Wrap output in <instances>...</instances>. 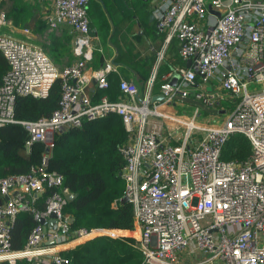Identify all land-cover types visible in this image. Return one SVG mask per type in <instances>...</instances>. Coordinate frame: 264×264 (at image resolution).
I'll use <instances>...</instances> for the list:
<instances>
[{
  "label": "built area",
  "instance_id": "1",
  "mask_svg": "<svg viewBox=\"0 0 264 264\" xmlns=\"http://www.w3.org/2000/svg\"><path fill=\"white\" fill-rule=\"evenodd\" d=\"M161 1L153 8L157 28L168 40L177 38L181 56L191 60L166 74L160 84L163 101L177 104L195 91L200 105L227 111L221 121L218 115L200 121V105L189 117L161 111L155 101L151 106L153 79L144 98L136 82L121 78L118 98L104 93L94 102L89 84L95 78L107 89L114 67L87 72L97 50L90 0L53 1L47 22L52 29L71 26L78 57L61 70L41 46L4 32L7 13L0 10V50L9 64L0 81V126L20 122L31 136L28 149L35 140L49 148L43 163L29 172L0 176V262L26 257L30 264H66L60 251L75 236L110 234L105 228L71 229L72 215L64 211L70 190L62 188L61 174L47 169V159L58 133L116 112L127 130L119 148L125 158L121 176L143 263L264 264V0ZM58 77L59 106L48 116L17 119V98L48 96ZM235 133L249 139L250 154L222 158ZM50 187L56 190L45 208L37 209L36 199ZM24 211L46 220L32 228L22 249H14L12 226ZM53 212L56 229L49 224Z\"/></svg>",
  "mask_w": 264,
  "mask_h": 264
},
{
  "label": "trees",
  "instance_id": "2",
  "mask_svg": "<svg viewBox=\"0 0 264 264\" xmlns=\"http://www.w3.org/2000/svg\"><path fill=\"white\" fill-rule=\"evenodd\" d=\"M163 66L160 72L166 69ZM9 64L0 50V81ZM111 80L103 90L110 99L120 93L119 81ZM113 81V82H112ZM160 86L156 82V87ZM62 78L58 77L46 97L19 96L15 107L17 119H38L50 115L58 106L61 97ZM113 95L111 94V92ZM195 99L193 91L186 99ZM180 107V106H179ZM31 136L20 122L0 126V176L29 172L33 166L43 163L48 152L45 143L32 142ZM127 139V130L121 116L109 112L105 116L86 119L81 126H73L55 137V144L47 159V169L63 176L62 188H68L76 197L67 201L64 211L74 220L71 229L122 228L134 229L135 217L131 202L123 201L126 182L121 176L125 158L120 146ZM251 151L249 139L242 134H232L222 149V158L244 159ZM55 187L47 188L37 199V209L45 208V201ZM39 223L34 212H21L12 226V246L22 249L32 228ZM66 264H144L143 254L130 237L113 236L107 233L62 249ZM0 264H30L28 258H19L15 263L1 261Z\"/></svg>",
  "mask_w": 264,
  "mask_h": 264
},
{
  "label": "crops",
  "instance_id": "3",
  "mask_svg": "<svg viewBox=\"0 0 264 264\" xmlns=\"http://www.w3.org/2000/svg\"><path fill=\"white\" fill-rule=\"evenodd\" d=\"M53 1L0 0V10L6 11L8 19L2 29L17 38L29 39L46 52L48 50L47 53H50L49 56L57 64L68 65L77 57L74 53L75 34L69 24L53 29L49 26L47 16L52 10ZM161 2L90 0L91 34L97 50L93 59L90 58L87 62V72L91 73L110 64L114 67L109 73L111 80L114 78L118 83L121 78H125L136 82L140 89L139 96L144 98L148 93V82L153 79V96L161 95L160 86L156 87V82L161 84L167 73L180 67H188V60L180 54V41L177 38L168 40L166 32L157 28L153 8ZM25 28H29V33L23 31ZM43 42L47 43L43 45ZM165 65L166 69L160 72ZM213 87H217L216 81ZM87 92L94 102L99 101L104 94L95 78L89 84ZM113 93L115 92H111L112 95ZM113 96L118 98L120 93ZM163 100L153 99L150 105L153 106L155 101L161 111L179 114L176 108L182 106L185 99L179 100L177 104H169ZM162 120L170 121L164 117ZM2 199L0 196V200ZM137 233L139 234L138 230ZM76 244L70 243L64 247L70 248Z\"/></svg>",
  "mask_w": 264,
  "mask_h": 264
},
{
  "label": "rangeland",
  "instance_id": "4",
  "mask_svg": "<svg viewBox=\"0 0 264 264\" xmlns=\"http://www.w3.org/2000/svg\"><path fill=\"white\" fill-rule=\"evenodd\" d=\"M44 43H47V42H43V45H44ZM47 52H48V50H47ZM51 58H52V56H51ZM63 58L66 59V56H63ZM77 58L78 57H76L75 59H77ZM52 60H54V59L52 58ZM55 64L57 65L59 70H61L62 68H64L66 66V65H59V64H57L56 61H55ZM261 85L262 84H259V83L258 84H254V85H251V88H254L256 86L260 87ZM199 105H200V102L196 98L195 99H189L188 98V99L184 100L182 106L176 108V112L181 114V115H183V116L189 117V116L193 115V113H194V111L196 109V106H199ZM231 105L232 104L230 103V106ZM199 111H200V115H199L198 119L200 121L206 120L207 115L210 116V117L218 115L219 116V121H221L223 119V117L227 115V111L222 113V112H220L218 109H216L214 107L211 108V107L204 106L202 104L199 106ZM210 121H213V119L210 120ZM105 229H107L108 230L107 232H109L110 234H113L114 236H124V237H130L131 236V238L136 240V244L138 242V233H137L136 225H135L134 229H123V230H121L119 228L118 229L117 228H105ZM128 230H131V231H128ZM74 238L76 240L72 241V244H74L75 242L77 244H80L81 242H84V241L90 239L89 237H84V236H78V237L75 236Z\"/></svg>",
  "mask_w": 264,
  "mask_h": 264
},
{
  "label": "water",
  "instance_id": "5",
  "mask_svg": "<svg viewBox=\"0 0 264 264\" xmlns=\"http://www.w3.org/2000/svg\"><path fill=\"white\" fill-rule=\"evenodd\" d=\"M212 11H213V10H212ZM187 65H188V66L191 65V60H190V59H188ZM225 65H226V62H225ZM176 79H177V76L173 79V82H175ZM152 98H153V99H160V100H163L164 96H163V95H155V96H153ZM46 150L49 152V148H47ZM65 196H66V198H67L68 201H71V200H73V199L76 197V194H75L74 192H72V191H67V192H65ZM123 201H124V202H125V201H129V198H128L127 196H124V197H123ZM45 220H46L45 217H40V218H39V222H41V223H44ZM73 220H74V218L71 217V218H70V222H73ZM56 222H57L56 213L53 212V213H51V217L49 218V224H50V225L52 224V226H53L54 229L57 228V226H56ZM51 242H52V241H48V243H51Z\"/></svg>",
  "mask_w": 264,
  "mask_h": 264
},
{
  "label": "bare ground",
  "instance_id": "6",
  "mask_svg": "<svg viewBox=\"0 0 264 264\" xmlns=\"http://www.w3.org/2000/svg\"><path fill=\"white\" fill-rule=\"evenodd\" d=\"M78 241V240H77ZM62 247V246H61Z\"/></svg>",
  "mask_w": 264,
  "mask_h": 264
}]
</instances>
